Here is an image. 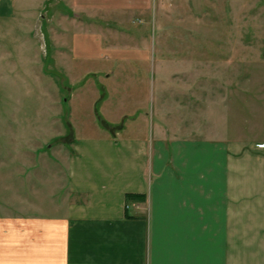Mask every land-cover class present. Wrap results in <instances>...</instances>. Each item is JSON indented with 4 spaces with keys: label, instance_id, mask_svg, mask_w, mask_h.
I'll return each mask as SVG.
<instances>
[{
    "label": "crops",
    "instance_id": "1",
    "mask_svg": "<svg viewBox=\"0 0 264 264\" xmlns=\"http://www.w3.org/2000/svg\"><path fill=\"white\" fill-rule=\"evenodd\" d=\"M154 10L155 0H0V56L40 27L46 58L68 66L72 84L83 74L98 85L119 73L111 62L148 59L142 31ZM207 40L173 38L180 47L164 58L181 56L164 72L180 85V126L167 106L156 142L106 118L109 131L70 135L65 180L39 197L53 198L57 213L26 199L21 212L0 216V264H264V57L253 61L251 44L233 38L229 58L204 61L188 45L219 43ZM238 43L249 52L241 61ZM86 83L70 102L101 113L109 90Z\"/></svg>",
    "mask_w": 264,
    "mask_h": 264
},
{
    "label": "rangeland",
    "instance_id": "2",
    "mask_svg": "<svg viewBox=\"0 0 264 264\" xmlns=\"http://www.w3.org/2000/svg\"><path fill=\"white\" fill-rule=\"evenodd\" d=\"M165 3L167 8H160V0H155L154 21L144 23L142 35L149 41L148 59L111 62V68L119 69V73L103 77L98 85L91 75L83 74L79 82L72 84L68 66L46 58L40 27L26 34L27 43L11 44L7 47L10 52L0 56V216L21 212L26 199L31 200L32 204L27 203L29 208L38 205V213L56 212L58 203L53 198L43 197L40 201L39 197L42 188L59 187L65 180L64 164L72 153L73 133L81 136L95 127L109 131L105 127L117 126L119 122L120 133L156 142L159 127L164 126L167 106H174L173 126H180V108L172 98L175 92L180 94V85L164 73L181 62L178 53L172 56L177 58L173 63H164V58L170 56L169 48L180 47L172 44L173 38L219 39V43H213V50L211 43L188 45L196 47L193 53L203 52L204 61L229 58L227 48L232 47L233 38L251 44L253 61L264 57V0H165ZM139 25L136 21V26ZM46 35H52L51 29ZM243 46L241 43L236 46L237 61L248 56ZM84 67L81 65L79 69ZM253 69L258 73L262 68L257 65ZM45 70L48 78L43 75ZM246 77L237 75V83ZM88 80L92 86L105 85L109 90L108 102L101 113L95 114L97 109L82 105L78 97L79 103L70 102L75 89L87 86ZM57 87L61 89L59 93ZM81 97L87 100L82 93ZM105 118L113 124L105 125L102 121ZM60 195L59 190L57 196Z\"/></svg>",
    "mask_w": 264,
    "mask_h": 264
},
{
    "label": "trees",
    "instance_id": "3",
    "mask_svg": "<svg viewBox=\"0 0 264 264\" xmlns=\"http://www.w3.org/2000/svg\"><path fill=\"white\" fill-rule=\"evenodd\" d=\"M145 196L143 195H136V194H127L126 195V199H127V202H130L132 199H143Z\"/></svg>",
    "mask_w": 264,
    "mask_h": 264
},
{
    "label": "built area",
    "instance_id": "4",
    "mask_svg": "<svg viewBox=\"0 0 264 264\" xmlns=\"http://www.w3.org/2000/svg\"><path fill=\"white\" fill-rule=\"evenodd\" d=\"M259 148H264V143H260L257 145Z\"/></svg>",
    "mask_w": 264,
    "mask_h": 264
}]
</instances>
